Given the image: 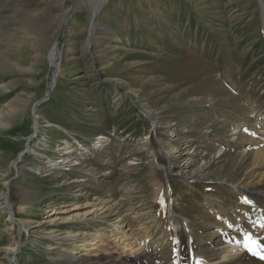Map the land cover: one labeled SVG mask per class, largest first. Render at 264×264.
Instances as JSON below:
<instances>
[{
  "label": "rangeland",
  "instance_id": "1",
  "mask_svg": "<svg viewBox=\"0 0 264 264\" xmlns=\"http://www.w3.org/2000/svg\"><path fill=\"white\" fill-rule=\"evenodd\" d=\"M98 1L0 0V264H136L122 240L137 264H218L207 201L238 215L226 184L264 189L235 157L264 116V0ZM92 227L74 261L39 243Z\"/></svg>",
  "mask_w": 264,
  "mask_h": 264
},
{
  "label": "bare ground",
  "instance_id": "2",
  "mask_svg": "<svg viewBox=\"0 0 264 264\" xmlns=\"http://www.w3.org/2000/svg\"><path fill=\"white\" fill-rule=\"evenodd\" d=\"M104 3L105 0H99L95 4V6H93V8L97 9ZM93 26L94 24H92L91 26V31L94 30ZM51 56L54 60L53 65H55L54 67L58 71L59 64L57 63L58 61L54 59L55 57H53L54 53H52ZM57 74L58 72H55V79V76H57ZM148 116H151V114L148 113ZM151 118L153 117L151 116ZM154 118L153 121L155 120ZM257 119L258 120L255 121L259 126L257 125V123L251 126L249 125V130L247 131V134H245V141L247 143V146L245 150L241 152V154H238L235 157L242 163L244 172H252V174L250 173V177H254L257 178L258 181H262L264 180V116ZM239 130L240 129H236L235 132L239 133ZM159 154H162L166 159H171L174 153L172 151L170 143L163 140L158 141V150H153L151 153V163H153L154 168L157 166L155 162H157ZM244 158H247L249 160V163H246ZM65 163H68V161H65ZM152 184L155 188L157 199L162 198V200H164L169 195L168 192H165V189L162 190L161 185L156 179H153ZM247 186L248 183L241 184L239 182L228 185L226 184L225 186L230 193L237 195L236 205L233 206L232 209L234 211L237 210V212H239L238 215H234L228 210L216 207L214 205L216 203V200L207 201L213 214L217 216V219H219L220 226L218 227V230L221 231L222 244L220 247H217L218 249L216 251L218 252V259H216L217 261H219L218 264H264V258H262L264 257V189H259L256 192H249L247 191ZM168 221L170 227L174 232H176V230H178V227L181 226L187 233V241L189 242L187 243L189 246L190 254L192 255L191 259H193L194 254L192 251L193 249L191 248V239L193 237V232L192 228L189 225V220L186 218L177 217L172 209L169 208ZM112 226V231L111 228H108L107 231L113 232L111 237L115 236L114 239L118 240V242L120 243V240L123 239V235L125 233V231L122 230L124 226L120 225L117 222V219L116 222L112 224ZM37 227L38 226H35L34 224L32 225L29 220H24L23 222H21V228L26 234L29 235H32L33 232H36L37 230L33 229H36ZM213 234H216V232H214ZM39 235H42V239L39 241V243H42V240L48 241V244L44 247V249H59L60 252L61 250L71 251L73 252V255H70L69 257L73 261L75 260V256L78 253H90L91 251L96 249L97 245L101 243L105 237V233L99 227H92L91 232L83 234L69 233L64 236H56L50 232ZM248 236H251L252 239L257 242L255 245H251L252 252L248 251L245 247ZM125 241L126 240H122V242L118 244V246H120L121 250H128L132 255H134V263L137 264L140 261L143 262V260H148V257L146 255H138L139 250L133 249L131 243H126ZM29 243L33 244L34 240L29 241ZM60 252H58L57 255H60ZM179 261L177 262V264H179ZM189 264L199 263L194 261L189 262Z\"/></svg>",
  "mask_w": 264,
  "mask_h": 264
},
{
  "label": "snow or ice",
  "instance_id": "3",
  "mask_svg": "<svg viewBox=\"0 0 264 264\" xmlns=\"http://www.w3.org/2000/svg\"><path fill=\"white\" fill-rule=\"evenodd\" d=\"M256 243L257 242L254 241L251 236H248L247 237V242L245 243V247L247 248L248 251L252 252L251 245H255ZM253 254H255V253H253ZM262 258H264V257H262ZM199 264H202V262H199Z\"/></svg>",
  "mask_w": 264,
  "mask_h": 264
},
{
  "label": "water",
  "instance_id": "4",
  "mask_svg": "<svg viewBox=\"0 0 264 264\" xmlns=\"http://www.w3.org/2000/svg\"><path fill=\"white\" fill-rule=\"evenodd\" d=\"M58 58H56V60H57Z\"/></svg>",
  "mask_w": 264,
  "mask_h": 264
}]
</instances>
